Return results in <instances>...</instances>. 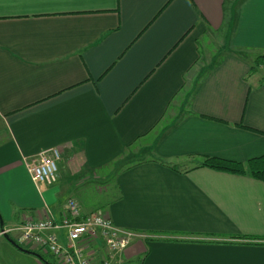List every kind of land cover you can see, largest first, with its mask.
<instances>
[{
  "label": "crops",
  "instance_id": "obj_1",
  "mask_svg": "<svg viewBox=\"0 0 264 264\" xmlns=\"http://www.w3.org/2000/svg\"><path fill=\"white\" fill-rule=\"evenodd\" d=\"M223 30L254 66L210 57ZM260 57L264 0H0V226L61 222L74 199L143 235L114 264H264V182L202 166L264 156ZM36 252L0 237V264Z\"/></svg>",
  "mask_w": 264,
  "mask_h": 264
},
{
  "label": "built area",
  "instance_id": "obj_2",
  "mask_svg": "<svg viewBox=\"0 0 264 264\" xmlns=\"http://www.w3.org/2000/svg\"><path fill=\"white\" fill-rule=\"evenodd\" d=\"M60 160L58 148L40 152L28 165L33 181L38 185H53L57 181ZM59 231L65 232L66 245L55 233ZM0 237H9L18 246H30L43 256H53L56 264H114L131 243L143 235L116 226L100 213L82 216L77 201L70 199L61 222L49 216L12 227L0 226ZM98 244L105 248L99 260L93 248Z\"/></svg>",
  "mask_w": 264,
  "mask_h": 264
},
{
  "label": "trees",
  "instance_id": "obj_3",
  "mask_svg": "<svg viewBox=\"0 0 264 264\" xmlns=\"http://www.w3.org/2000/svg\"><path fill=\"white\" fill-rule=\"evenodd\" d=\"M257 63L259 65L264 64V57L258 58ZM202 166L219 172L248 176L253 179L264 182V156L253 158L246 163L225 160L215 157H206ZM38 254V256L45 264H56V261L54 260L53 256H50V258L53 259L52 261H50V259L46 256H43L40 253Z\"/></svg>",
  "mask_w": 264,
  "mask_h": 264
},
{
  "label": "rangeland",
  "instance_id": "obj_4",
  "mask_svg": "<svg viewBox=\"0 0 264 264\" xmlns=\"http://www.w3.org/2000/svg\"><path fill=\"white\" fill-rule=\"evenodd\" d=\"M240 1L241 0H228V4H229V6H231V5H237ZM225 28L227 29V27H225ZM222 34H224V36L222 35V38L219 35L218 38H217V41H214L213 40V43L211 45V48L212 47L213 48L211 50L210 57H212V54L215 55V53L217 52L216 47H218L221 50L220 51L221 55L227 54V53H232L233 51H235V54L241 55L242 57H244L245 59H247L250 66H254V57H253V55L252 54H248V52H246V51H241V52H240V50L236 51L237 49H234L231 46V44H232V38L231 37L233 35L231 36V33H228L225 30L222 31ZM258 66H257V68L258 69L260 68L259 69L260 71L262 70L261 73H264V64H262V65H259L258 64ZM135 161H137V160H135ZM135 161H133V162H127V163H125V165L128 166V165L134 163ZM102 196L103 195H100L98 198H101ZM91 197H93V196H91ZM95 199H97V196H96ZM98 201H100V200L98 199ZM59 237H60L61 243L64 244V245H66L67 244V242H66V235H65V233L63 231H60ZM46 257L49 258L50 261L53 260L52 258H50V256H46Z\"/></svg>",
  "mask_w": 264,
  "mask_h": 264
},
{
  "label": "water",
  "instance_id": "obj_5",
  "mask_svg": "<svg viewBox=\"0 0 264 264\" xmlns=\"http://www.w3.org/2000/svg\"><path fill=\"white\" fill-rule=\"evenodd\" d=\"M6 238L10 239L9 237H6Z\"/></svg>",
  "mask_w": 264,
  "mask_h": 264
}]
</instances>
